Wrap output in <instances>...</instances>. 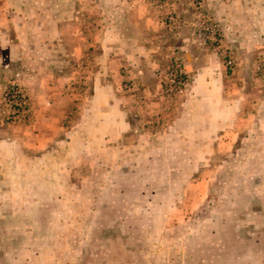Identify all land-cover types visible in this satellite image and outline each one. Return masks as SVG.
<instances>
[{
	"label": "rangeland",
	"instance_id": "374dc122",
	"mask_svg": "<svg viewBox=\"0 0 264 264\" xmlns=\"http://www.w3.org/2000/svg\"><path fill=\"white\" fill-rule=\"evenodd\" d=\"M262 63L264 0H0V264H264Z\"/></svg>",
	"mask_w": 264,
	"mask_h": 264
},
{
	"label": "crops",
	"instance_id": "0c3cea01",
	"mask_svg": "<svg viewBox=\"0 0 264 264\" xmlns=\"http://www.w3.org/2000/svg\"><path fill=\"white\" fill-rule=\"evenodd\" d=\"M107 31L105 30V32H103V29H101V31L99 32V36L101 37L100 39V50L99 52L101 53V58H104L105 55H108L109 52L112 50L110 46H107L106 44H102V37H105ZM262 66H264V63H262ZM102 68V66H101ZM264 69V67H262ZM260 105H261V109L264 108V103L262 101H260Z\"/></svg>",
	"mask_w": 264,
	"mask_h": 264
},
{
	"label": "built area",
	"instance_id": "2783aa9c",
	"mask_svg": "<svg viewBox=\"0 0 264 264\" xmlns=\"http://www.w3.org/2000/svg\"><path fill=\"white\" fill-rule=\"evenodd\" d=\"M169 19H170V21H173L174 20V16L173 15H170L169 16ZM16 105L18 104V103H15Z\"/></svg>",
	"mask_w": 264,
	"mask_h": 264
}]
</instances>
